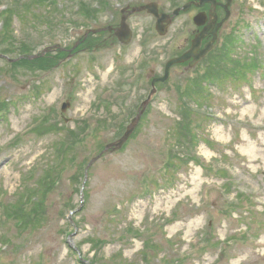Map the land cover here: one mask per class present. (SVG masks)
Wrapping results in <instances>:
<instances>
[{"label": "rangeland", "instance_id": "1", "mask_svg": "<svg viewBox=\"0 0 264 264\" xmlns=\"http://www.w3.org/2000/svg\"><path fill=\"white\" fill-rule=\"evenodd\" d=\"M191 1L105 0L74 27L72 0L12 18L14 41L0 39V264H264V0H231L214 51L172 67L128 143L86 183L151 81L190 48L199 11L180 13L165 37L136 13L127 45L93 35L68 63L31 58L119 27L123 9L157 3L171 15Z\"/></svg>", "mask_w": 264, "mask_h": 264}, {"label": "water", "instance_id": "2", "mask_svg": "<svg viewBox=\"0 0 264 264\" xmlns=\"http://www.w3.org/2000/svg\"><path fill=\"white\" fill-rule=\"evenodd\" d=\"M200 1V5H197V7H202L204 6L206 3H211L213 5V7L216 6V3L214 2V0H199ZM192 4H189L187 6H185L183 8V11H187ZM145 10H148L149 13L155 15L157 18H159L158 24H157V31L159 32L160 35L164 36L166 34V26L165 24H169L170 20L167 16H162L161 18L158 15V11H157V6L156 5H150L147 6L145 8H143ZM179 13V11L174 13V16H176ZM205 18L206 16L204 14L199 15L196 19H195V23L198 26H202L205 23ZM118 37L122 40V42L124 43H128L131 40V32L128 29V27H126V25L123 23L122 24V28L117 32ZM204 38V34L199 35L193 42L192 45V50L190 52H188L187 54H185L184 56H182L180 59L177 60H173L171 62H169L166 66V71H165V76L164 78L158 80L159 82H165L168 77H169V71L170 68L175 65V64H179V63H183L188 61L191 58H194V62L192 63V65H195L196 63H198L201 58L205 57L212 49L213 46L212 45H208L200 54L196 55V51L199 50L200 46H201V41ZM156 82L153 83V86L155 85ZM142 112L140 113V115L133 120L131 126L127 129L126 134L124 135V137L117 143L115 144H111L110 146H108L106 148L105 151H108L110 148L117 150L119 148H121L123 146V144L129 139V137L132 135V133L134 132V129L137 125V123L139 122V119L141 117ZM98 160L94 159L89 167L87 168V171L89 170V168Z\"/></svg>", "mask_w": 264, "mask_h": 264}, {"label": "trees", "instance_id": "3", "mask_svg": "<svg viewBox=\"0 0 264 264\" xmlns=\"http://www.w3.org/2000/svg\"><path fill=\"white\" fill-rule=\"evenodd\" d=\"M14 1H16V0H14ZM22 2H23V0H21L19 2V6L22 7L20 10H18L16 7L13 8L11 6L10 9L7 10L4 13L6 15L5 16V19H6V22H7V25H8L7 27L8 28L5 29V31L0 35V38H2V40L5 39L6 41L10 42V40L13 38L12 32L10 30V25H11L10 23L12 21V18L14 16H16L19 12H24L25 14H26V12L29 13L31 10H33L34 5H38L39 7H43V6H45V7H47V6L51 7L55 3V0H32L31 1V4L25 3V4L21 5ZM13 3H15V2H13ZM79 5H80V10H81L80 12H82V10L84 11V10H87L88 9L87 6H86V4L83 2V0H79ZM8 22H9V24H8ZM6 41H4V42H6ZM19 50L23 53V55H30V54H32V51H30V49L28 48L27 45H25V43L22 46V48L19 49ZM45 58H48V56H46ZM254 66H255V63H254ZM199 98H200L199 101H201L202 99H204V100L207 99L205 96H203V97L199 96ZM179 114L181 115V112H179ZM181 118H182V115H181ZM183 118H184V116H183Z\"/></svg>", "mask_w": 264, "mask_h": 264}, {"label": "flooded vegetation", "instance_id": "4", "mask_svg": "<svg viewBox=\"0 0 264 264\" xmlns=\"http://www.w3.org/2000/svg\"><path fill=\"white\" fill-rule=\"evenodd\" d=\"M218 10L219 11H222L223 9L219 7V8L216 9V12L214 13V16L216 15L218 17V20L220 21V19H219V11ZM210 39H211V36L209 35L208 38H207V40H206V42L209 41Z\"/></svg>", "mask_w": 264, "mask_h": 264}, {"label": "bare ground", "instance_id": "5", "mask_svg": "<svg viewBox=\"0 0 264 264\" xmlns=\"http://www.w3.org/2000/svg\"><path fill=\"white\" fill-rule=\"evenodd\" d=\"M250 152L252 153V152H253V150H250ZM37 233H38V231H37Z\"/></svg>", "mask_w": 264, "mask_h": 264}]
</instances>
